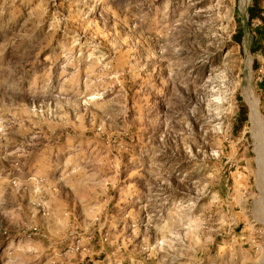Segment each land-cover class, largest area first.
<instances>
[{
  "label": "rangeland",
  "instance_id": "obj_1",
  "mask_svg": "<svg viewBox=\"0 0 264 264\" xmlns=\"http://www.w3.org/2000/svg\"><path fill=\"white\" fill-rule=\"evenodd\" d=\"M251 5L0 0V264H264Z\"/></svg>",
  "mask_w": 264,
  "mask_h": 264
},
{
  "label": "bare ground",
  "instance_id": "obj_2",
  "mask_svg": "<svg viewBox=\"0 0 264 264\" xmlns=\"http://www.w3.org/2000/svg\"><path fill=\"white\" fill-rule=\"evenodd\" d=\"M251 111L253 127L258 131L255 146L257 162L256 177L258 189L260 190L261 194V198L259 200L260 211L262 218L264 219V124L260 117L258 108L255 105H251Z\"/></svg>",
  "mask_w": 264,
  "mask_h": 264
},
{
  "label": "trees",
  "instance_id": "obj_3",
  "mask_svg": "<svg viewBox=\"0 0 264 264\" xmlns=\"http://www.w3.org/2000/svg\"><path fill=\"white\" fill-rule=\"evenodd\" d=\"M248 14H249V21H255L259 20L261 22V26L257 29L258 36L256 38V42L254 43V46L252 47V52L257 53L260 48H258V43L261 37L264 36V10L260 8V0H252V5L248 9ZM247 108L245 106H242V123L246 122L245 116Z\"/></svg>",
  "mask_w": 264,
  "mask_h": 264
}]
</instances>
